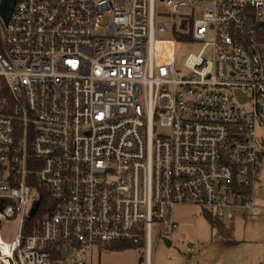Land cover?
<instances>
[{"label":"built area","instance_id":"2783aa9c","mask_svg":"<svg viewBox=\"0 0 264 264\" xmlns=\"http://www.w3.org/2000/svg\"><path fill=\"white\" fill-rule=\"evenodd\" d=\"M166 23L212 38L184 75L158 55ZM263 32L264 0H16L0 16V264H89L74 254L142 242L148 258L153 231L177 229L175 205L224 224L253 207Z\"/></svg>","mask_w":264,"mask_h":264},{"label":"rangeland","instance_id":"374dc122","mask_svg":"<svg viewBox=\"0 0 264 264\" xmlns=\"http://www.w3.org/2000/svg\"><path fill=\"white\" fill-rule=\"evenodd\" d=\"M204 3L196 10V16L202 14ZM157 20L169 21L172 19L162 3L157 1ZM190 13L191 10H185ZM167 32L156 33V40L166 41L170 44L171 55L175 59L177 70L184 75L188 71L183 63L189 54H198L205 42L211 41L210 35L204 39L178 40L172 31V25L166 23ZM179 24H176V28ZM178 32V31H176ZM157 51L163 59L162 51L167 52L164 42L157 43ZM212 48L205 49L204 57L211 58ZM159 133L166 131L159 129ZM258 182L254 185V208L248 209L246 217H235L232 221L233 242H226L224 237L217 236L213 228L204 217V208L190 203L175 205L172 214L177 223L176 230L163 228L160 235L153 231L151 238L149 264H264V166L258 174ZM252 208V207H251ZM40 213V212H39ZM39 216V214H38ZM17 221L11 218L1 223V235L4 240L14 238ZM164 238L171 241L166 245ZM188 243H194L195 252L189 255L186 252ZM89 261V264H146L145 242L130 245L124 248L114 246L94 247L91 252L87 249L74 254ZM67 260V258H66Z\"/></svg>","mask_w":264,"mask_h":264},{"label":"trees","instance_id":"16d2710c","mask_svg":"<svg viewBox=\"0 0 264 264\" xmlns=\"http://www.w3.org/2000/svg\"><path fill=\"white\" fill-rule=\"evenodd\" d=\"M176 39L178 40H187L189 39L188 35H184V34H180V33H174ZM260 38L264 39V32L260 35ZM45 200H48V197H46L45 195L43 196L42 200L40 201V205H39V209H38V214L41 215L42 213H44V209H43V203ZM2 202H0V206H2ZM40 212V213H39ZM203 215L204 217L209 221L210 225L213 228H216L218 233H220L221 237H224L226 239V242L230 243L233 242L232 240V233H233V224L232 221L229 224H224L223 222L217 221L215 219H213L212 215L207 212L206 210L203 211ZM34 223V221L31 220H27L26 221V225L24 226V232L27 234L29 233V225ZM116 248H124L130 245L127 244H120V245H113Z\"/></svg>","mask_w":264,"mask_h":264},{"label":"water","instance_id":"95a60500","mask_svg":"<svg viewBox=\"0 0 264 264\" xmlns=\"http://www.w3.org/2000/svg\"><path fill=\"white\" fill-rule=\"evenodd\" d=\"M16 0H2L1 4H0V16L4 22V24L6 25L9 17H10V13L11 10L13 8V5L15 4ZM38 207V202H35L33 207L31 208L30 212H29V216H33V214L35 213L36 209ZM164 242L165 244L168 246L170 245V240L167 238H164Z\"/></svg>","mask_w":264,"mask_h":264},{"label":"crops","instance_id":"0c3cea01","mask_svg":"<svg viewBox=\"0 0 264 264\" xmlns=\"http://www.w3.org/2000/svg\"><path fill=\"white\" fill-rule=\"evenodd\" d=\"M257 180H258V178H257ZM255 181V183H254V185L258 182V181ZM254 185H253V197H254ZM255 204V203H254ZM255 206V205H254ZM254 206L252 207V208H250V209H253L254 208ZM249 209V210H250ZM248 212V210L246 211V213ZM246 213L245 214H243V215H241L243 218H245L246 217ZM240 217V215H238V214H235V215H233V218L231 219V221H233V219L235 218V217ZM170 243H171V241H170ZM146 259V264H149L150 262V255L148 256V258H145Z\"/></svg>","mask_w":264,"mask_h":264},{"label":"bare ground","instance_id":"6f19581e","mask_svg":"<svg viewBox=\"0 0 264 264\" xmlns=\"http://www.w3.org/2000/svg\"><path fill=\"white\" fill-rule=\"evenodd\" d=\"M165 44V49L167 50V52L162 51V55L164 56L163 58H166L168 55L171 54V47L169 43H164Z\"/></svg>","mask_w":264,"mask_h":264}]
</instances>
